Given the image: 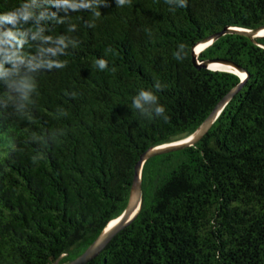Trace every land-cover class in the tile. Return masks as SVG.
Returning <instances> with one entry per match:
<instances>
[{"label": "trees", "instance_id": "16d2710c", "mask_svg": "<svg viewBox=\"0 0 264 264\" xmlns=\"http://www.w3.org/2000/svg\"><path fill=\"white\" fill-rule=\"evenodd\" d=\"M87 2L0 0V14L31 12L0 25V264L79 257L125 209L140 156L191 135L239 86L201 140L144 163L136 217L86 264H264V37L225 34L199 54L244 81L192 63L225 28L264 27V0L70 6ZM155 83L167 120L131 109Z\"/></svg>", "mask_w": 264, "mask_h": 264}, {"label": "water", "instance_id": "95a60500", "mask_svg": "<svg viewBox=\"0 0 264 264\" xmlns=\"http://www.w3.org/2000/svg\"><path fill=\"white\" fill-rule=\"evenodd\" d=\"M262 31H264V27H260L254 30L225 28L220 33L202 40L193 47L192 63L197 69L203 68V69L230 72L238 75L241 81H244L247 78V73L236 64L224 60L199 61L198 58L199 54L205 48L210 46L215 40H217L218 38L222 37L225 34H237V35L245 36L249 38L253 43L258 44L255 41V39L264 37V34H261ZM198 46H202V48L200 51L196 52L195 49ZM213 64H222L224 66L236 70L239 74L231 71L230 69L227 70L213 69L211 67V65ZM240 74H244L245 75L244 78H242ZM240 87L241 86L233 89L228 95H226L223 98V100L215 107V109L208 116V118L191 135L181 140H177L168 144H163L157 147L150 148L140 156L139 161L135 165L134 177L130 187L128 201L123 212L117 218L113 219L107 224V226L102 230L99 236L93 241V243L90 246H88V248L79 257L66 264H86L87 262L95 258L97 255H99L102 249L108 244V242L115 234H117L120 230L128 226L133 221V219L136 217L140 209L141 201H142L141 171L144 163L148 159L154 156L181 150L183 148L192 146L195 143H197L199 140H201L204 137V135L208 132V130L211 128L212 124L217 119V117L219 116L225 105L232 98V96L240 89ZM54 264H57V262Z\"/></svg>", "mask_w": 264, "mask_h": 264}, {"label": "clouds", "instance_id": "9594fccd", "mask_svg": "<svg viewBox=\"0 0 264 264\" xmlns=\"http://www.w3.org/2000/svg\"><path fill=\"white\" fill-rule=\"evenodd\" d=\"M129 0H115L117 6H123L128 3ZM108 0H89L87 3H82L79 5H70L71 7H82L93 9L94 15L99 17L101 15L100 11H96L97 8L103 4L107 6ZM185 6V0H181L179 7ZM29 5L27 3L21 4L20 7L16 8L13 11L0 14V25L12 24L15 25L18 21H27L31 18V12L28 11ZM12 35L11 32L4 33V39L7 41L9 37ZM179 51L175 53L176 59H182L183 45L179 46ZM55 67L62 68L64 67L63 63H55ZM108 61L103 58H97L95 60V67L104 71L108 68ZM24 87H27V84H24ZM162 91L159 83H155L151 88H142L140 89L131 100V109L136 110L140 115L146 116L149 118L154 117H163L165 120L168 117L165 115V107L160 104L158 96L156 92Z\"/></svg>", "mask_w": 264, "mask_h": 264}, {"label": "bare ground", "instance_id": "6f19581e", "mask_svg": "<svg viewBox=\"0 0 264 264\" xmlns=\"http://www.w3.org/2000/svg\"><path fill=\"white\" fill-rule=\"evenodd\" d=\"M261 34H264V31H262ZM202 48V46H198L195 50L196 52L200 51ZM212 68H215V69H227L226 66L222 65V64H213L211 65Z\"/></svg>", "mask_w": 264, "mask_h": 264}, {"label": "rangeland", "instance_id": "374dc122", "mask_svg": "<svg viewBox=\"0 0 264 264\" xmlns=\"http://www.w3.org/2000/svg\"><path fill=\"white\" fill-rule=\"evenodd\" d=\"M227 67V66H226ZM213 69H215V68H213ZM227 69H230L231 71H233V72H235V73H238L236 70H234V69H231V68H229V67H227ZM227 69H219V70H227ZM239 74V73H238ZM240 76L242 77V78H244V74H240Z\"/></svg>", "mask_w": 264, "mask_h": 264}]
</instances>
